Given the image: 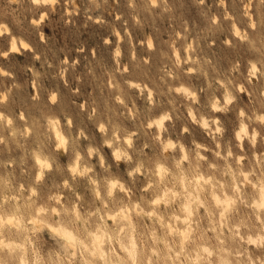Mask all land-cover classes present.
Here are the masks:
<instances>
[{
  "label": "rangeland",
  "instance_id": "374dc122",
  "mask_svg": "<svg viewBox=\"0 0 264 264\" xmlns=\"http://www.w3.org/2000/svg\"><path fill=\"white\" fill-rule=\"evenodd\" d=\"M117 146L121 156L114 155ZM183 154L186 182L213 175L235 197V175L240 199L229 224L255 223L247 205L264 184V0H0V214H15L22 224H4L1 234L28 239L30 263L37 250L47 264L62 245L44 223L60 220L61 207L70 214L74 207L92 229L125 223L105 216L129 202L119 200L122 193L103 203L93 195L109 179L133 189L131 202L142 207L131 213L134 225L159 235L141 197L154 198L144 190L156 165L178 175L174 162ZM199 154L207 160L197 161ZM41 207L36 228L28 217ZM217 218L214 211L210 225L200 209L199 228ZM249 248L255 258L258 250ZM19 254L0 245L4 264H17Z\"/></svg>",
  "mask_w": 264,
  "mask_h": 264
},
{
  "label": "clouds",
  "instance_id": "9594fccd",
  "mask_svg": "<svg viewBox=\"0 0 264 264\" xmlns=\"http://www.w3.org/2000/svg\"><path fill=\"white\" fill-rule=\"evenodd\" d=\"M169 147L174 146L170 144ZM222 159L227 161L228 158ZM196 160L205 161L207 158L197 155ZM186 161L188 157L182 156L180 160L174 162L178 175L171 169L165 170L164 165L157 164L152 173L154 179L144 190L153 193L154 198L144 200L141 197L143 203L151 209L144 215L153 217L154 222L159 223L162 229L159 235L156 234L155 227L140 230L132 224L129 210L139 215L140 209V204L131 202L133 189L124 187L118 181H109L103 191L94 186L93 195L103 203L106 198L113 197L114 192L122 193L119 200L127 198L129 202L122 209L124 215L122 217L120 213L116 215L127 223L118 224L103 236H98L100 229L96 228L93 231L91 225L86 227L87 221L81 220L75 208L70 214L61 207L60 213L56 214H62V218L51 221L52 224H62L67 230L75 233L77 238L69 244L59 245L56 250L48 253L47 264H264V219L260 215L264 212V204L247 205L254 210L255 223L251 220L247 223L241 220L230 226L227 216L235 209L237 200L240 199L239 189L235 187V175L232 180L236 196L232 197L224 190L226 185L213 175H197L193 180L186 182L181 169V165ZM209 168L216 171L218 165L212 163L209 164ZM205 185L210 192L207 198H202ZM240 203L244 201L240 200ZM161 204L165 209L163 212L159 209ZM174 204L178 206L169 213L167 210ZM200 209L209 217L210 225H213L211 218L215 211L218 218L214 226L207 229L199 228ZM53 214L49 208L47 218L51 220ZM194 215L197 217L195 221ZM77 220H81V223L77 224ZM193 224L197 226L193 227ZM242 229H247L248 232L242 234ZM252 231L255 232L254 235L251 234ZM208 232H211L212 236H209ZM249 246L258 250L259 254L255 258ZM19 247L23 251V245ZM34 256L32 264H45V259L38 251L34 252ZM20 264H28V261L21 258Z\"/></svg>",
  "mask_w": 264,
  "mask_h": 264
},
{
  "label": "bare ground",
  "instance_id": "6f19581e",
  "mask_svg": "<svg viewBox=\"0 0 264 264\" xmlns=\"http://www.w3.org/2000/svg\"><path fill=\"white\" fill-rule=\"evenodd\" d=\"M150 2V1H149ZM152 3V2H151ZM236 28V27H235ZM234 29V28H233ZM238 29L236 28L235 29V31H237ZM234 31V32H235ZM238 32V31H237ZM116 33V32H115ZM22 41V40H21ZM15 47H17L16 46V42H15V40H13L12 39V42H11V48H15ZM186 49V48H185ZM187 56H188V54H187ZM178 58V57H177ZM253 64V63H252ZM254 65V64H253ZM255 67V66H254ZM183 86V85H182ZM180 87V86H179ZM187 88V87H186ZM188 89V88H187ZM186 89V90H187ZM183 90H185V87L183 88ZM182 90V91H183ZM186 90H185V92H186ZM150 93V92H149ZM192 93V92H191ZM228 99V98H227ZM165 112V111H164ZM189 112H191V111H189ZM164 115H166V114H163V116ZM201 115V114H200ZM203 115V114H202ZM6 117V120H7V116H5ZM162 117V116H161ZM165 117V116H164ZM201 118V117H200ZM162 119L163 118H157L156 119V122L158 123L157 125H162ZM165 119V118H164ZM204 119V118H203ZM202 119V120H203ZM206 119V118H205ZM204 119V120H205ZM155 120V119H154ZM203 120V121H204ZM202 121V122H203ZM52 122V121H51ZM152 122V121H151ZM155 122V121H154ZM205 122V121H204ZM57 123V122H56ZM53 124V134H54V136H55V138H56V140L61 144V145H63V142H64V139H65V137H64V135H63V133L61 132V130H60V128H59V126L57 125V124H55V123H52ZM52 126V125H51ZM241 127H240V129H241V131L242 132H245V133H247L246 131V126H245V124L242 122V124L240 125ZM159 128V127H158ZM217 128H218V126H217ZM248 129V128H247ZM160 131V130H159ZM116 133V132H115ZM158 133V132H157ZM254 134V133H253ZM159 135V134H158ZM243 135V134H242ZM248 135V134H247ZM116 137H118V136H116ZM124 137V136H123ZM126 138H127V136H126ZM124 139V140H126L127 141V139L129 138H127V139ZM254 138V137H253ZM252 138V139H253ZM130 141V139H128V142ZM167 142H172L171 140L169 141V139H168V141ZM163 143H166V142H163ZM128 144V143H127ZM170 144H173V142L172 143H170ZM170 144H168V145H170ZM166 145H167V143H166ZM165 144H164V146H166ZM181 146L184 148V146L181 144ZM182 147H180V148H182ZM119 148H118V146H117V148H115L114 149V155L115 156H121V154H120V150H118ZM162 149H163V146H162ZM182 150V149H181ZM184 150V149H183ZM183 150H182V152H183ZM113 151V150H112ZM121 152H122V150H121ZM90 153V152H89ZM184 153V152H183ZM127 154V153H126ZM185 154H183V155H181V157L182 156H184ZM200 155V154H199ZM202 155V154H201ZM36 156V155H35ZM38 156V155H37ZM36 156V157H37ZM203 156V155H202ZM75 158H77V157H75ZM239 158V157H238ZM180 159V158H179ZM37 163L40 165V166H45V165H47L48 164V160H46L45 158H42V157H37ZM177 161V160H176ZM74 162V161H73ZM77 164V163H76ZM160 164V163H159ZM39 166V167H40ZM72 166H73V169H76L77 168V165H73L72 164ZM261 166V165H260ZM190 167V166H189ZM81 168V167H80ZM138 168V167H137ZM165 168V167H164ZM259 168V167H258ZM39 169H41V168H39ZM82 169H83V167H82ZM85 169V168H84ZM182 169V168H181ZM167 170V169H166ZM189 170H190V168H189ZM242 171V170H241ZM40 172H42V171H40ZM187 172V171H186ZM243 172H245V171H243ZM201 173V172H200ZM246 173V172H245ZM244 174V173H243ZM198 175V174H197ZM196 175V176H197ZM194 176V175H193ZM244 176V175H243ZM193 178V177H192ZM191 180V179H190ZM109 181H111V182H117L118 180L117 179H109V180H107V182H109ZM118 182H120V181H118ZM240 182V181H239ZM242 182V181H241ZM150 183V182H149ZM121 184V183H120ZM236 185V188H238L239 189V187L237 186V183H235ZM252 184H253V182H252ZM255 185V184H254ZM233 190V189H232ZM151 194V193H150ZM229 195V194H228ZM12 196V195H11ZM229 196H232V195H229ZM240 196V195H239ZM205 197V196H204ZM233 197V196H232ZM57 198V197H56ZM206 198V197H205ZM27 201V200H26ZM74 203V202H73ZM136 203V202H135ZM252 203V202H251ZM253 203H260V204H264V184L263 183H261V185L259 186V189H258V195H257V197L253 200ZM128 204V203H127ZM127 204H124V205H120V206H118L115 210H109V211H107V213L105 214V216L107 215L108 217H109V219H112V220H116V217H117V213H120V217H122L123 215H124V213L122 212V209L127 205ZM27 205V204H26ZM75 205V204H74ZM30 206V205H29ZM174 207V206H173ZM42 208L43 207H41V208H37L35 211L38 213L37 215L36 214H30V216L28 217V219L30 220V222H32L34 225V227H36V228H38L40 225H39V223L40 222H42L41 220H44V219H41L40 217V215H39V212L42 210ZM51 208H55V207H51ZM74 208V207H73ZM72 208V209H73ZM142 207H140V209H141ZM55 210V209H54ZM4 212V211H3ZM55 212H56V210H55ZM105 212V211H104ZM15 215V214H14ZM13 214H10V213H4V214H0V245H2V246H6V248L7 247H17L18 249H19V251H20V254H19V260H18V263L17 264H20V260H21V258H23L24 260H26V261H28V264H32V262L30 263L29 262V260L27 259V257H26V254H25V249H26V243H25V241H27L26 239H25V241H16V240H13V239H6L5 237H4V235H2L1 234V226L2 225H4V224H16L17 226H22V224H21V220L19 219V217H16V216H14ZM129 215H130V217H131V210H129ZM84 216V215H83ZM229 216V215H228ZM55 217V216H54ZM120 217H118V218H120ZM40 220V222H37V221H39ZM5 221H8L7 223L5 222ZM28 221V220H27ZM80 221V220H79ZM87 221V220H86ZM109 221V220H108ZM110 222H112V221H110ZM124 222L125 223H127V221H125L124 220ZM131 222H132V224H134L133 223V221H132V219H131ZM44 223L47 225L46 227L48 228V230H50L52 233H54V234H56L58 237H60V239L62 240V245H66V244H69V243H71L73 240H75L77 237H76V235H75V233H73L72 231H70V230H67L62 224L61 225H54V224H52V222H50V221H47L46 219L44 220ZM170 223V222H169ZM96 228H99L100 229V231L97 233V235L98 236H103V234L105 233V232H107L108 230L104 227V226H102V224L100 223H98L97 224V226L94 228V229H92L93 231H95L96 230ZM22 230H25V229H22ZM28 242V241H27ZM20 245H23V251L21 250V248L19 247ZM12 249V248H11ZM37 251V250H36ZM32 252H34V251H32ZM34 256V255H33ZM0 264H4V262H2L1 260H0Z\"/></svg>",
  "mask_w": 264,
  "mask_h": 264
},
{
  "label": "snow or ice",
  "instance_id": "6c2138e0",
  "mask_svg": "<svg viewBox=\"0 0 264 264\" xmlns=\"http://www.w3.org/2000/svg\"><path fill=\"white\" fill-rule=\"evenodd\" d=\"M34 2H38V0H34Z\"/></svg>",
  "mask_w": 264,
  "mask_h": 264
}]
</instances>
